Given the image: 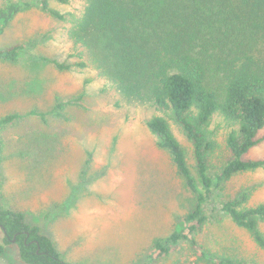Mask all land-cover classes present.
Instances as JSON below:
<instances>
[{"label": "rangeland", "instance_id": "374dc122", "mask_svg": "<svg viewBox=\"0 0 264 264\" xmlns=\"http://www.w3.org/2000/svg\"><path fill=\"white\" fill-rule=\"evenodd\" d=\"M22 1L27 9L0 35V49L23 46L17 60L0 59V121L19 115L11 123H0L1 209L24 212L27 222L49 236L70 264H208L187 241L169 254L148 258L154 240L173 233L194 210L197 196L147 122L158 115L168 119L201 187L193 145L183 126L171 111L129 100L114 88L104 90L106 79L100 77L95 59L101 63L119 48L109 34L92 33L86 67L57 68L51 60L77 59L69 57L71 24L45 11L43 0ZM48 1L63 13L84 4ZM185 1L192 7H176ZM4 3L0 0V8ZM192 3L156 0L147 19L163 16L164 23L185 24L198 34L194 43L201 46L211 42L212 32L202 25L204 31H196L200 27L194 24L208 16L205 10L196 13ZM137 24L143 27L141 20ZM59 103L65 105L58 108ZM199 128L214 143L208 165L210 174L217 175L232 156L227 143L231 128L221 116ZM259 138L247 158L264 157V129ZM244 193V207L264 202V168L236 173L224 182L197 238L218 255L264 264V250L253 235L222 210L224 202ZM260 229L264 233V222ZM3 239L0 227V242ZM0 264H27L16 242L7 245Z\"/></svg>", "mask_w": 264, "mask_h": 264}, {"label": "trees", "instance_id": "16d2710c", "mask_svg": "<svg viewBox=\"0 0 264 264\" xmlns=\"http://www.w3.org/2000/svg\"><path fill=\"white\" fill-rule=\"evenodd\" d=\"M81 1L84 2L81 7L67 13L51 7L48 0L42 2L45 11L71 24L69 57L77 58L72 63L51 62L61 70L86 67L92 33L109 34L119 48L114 56L109 55L101 63L95 59L100 77L106 79L104 90L114 88L129 100L149 102L158 110L171 111L193 145L201 187L168 119L158 115L147 122L159 146L170 152L179 173L197 196L194 210L173 233L154 240L148 258L169 254L178 243L187 241L208 264H259L213 253L200 243L197 234L209 222L210 203L225 181L236 173L264 168V157H246L260 142L259 133L264 129V0H192L196 13L205 10L208 16L207 21L194 24L200 27L195 30L203 32L205 27L212 32L211 42L201 46L194 43L198 34L186 29L185 24L164 23L163 16L160 20L147 19L152 17L156 0ZM27 6L22 0H5L0 8V35ZM188 6L192 7L185 1L176 7ZM137 20L142 21L144 28L151 27V31L135 25ZM22 49L21 44L0 49V59L17 60ZM64 105L59 103L58 108ZM216 116L223 117L231 128L227 143L232 156L221 173L212 175L208 154L214 143L206 139L199 127L208 126ZM17 117L10 114L0 123H11ZM247 196L244 193L238 199L224 202L222 210L239 227L248 230L264 250V233L260 229V223L264 222V202L244 207ZM0 226L4 232L0 256L5 255L7 245L16 238L21 259L27 264H70L49 236L27 222L24 212L0 207Z\"/></svg>", "mask_w": 264, "mask_h": 264}, {"label": "flooded vegetation", "instance_id": "af4514ba", "mask_svg": "<svg viewBox=\"0 0 264 264\" xmlns=\"http://www.w3.org/2000/svg\"><path fill=\"white\" fill-rule=\"evenodd\" d=\"M1 227V226H0ZM3 230V229H2ZM13 242H16V238H14L13 240H12Z\"/></svg>", "mask_w": 264, "mask_h": 264}]
</instances>
